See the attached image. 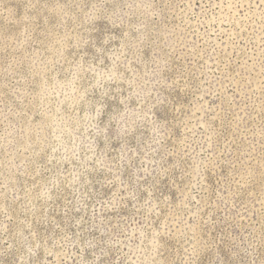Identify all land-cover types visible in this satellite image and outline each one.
Wrapping results in <instances>:
<instances>
[{
	"label": "rangeland",
	"instance_id": "obj_1",
	"mask_svg": "<svg viewBox=\"0 0 264 264\" xmlns=\"http://www.w3.org/2000/svg\"><path fill=\"white\" fill-rule=\"evenodd\" d=\"M0 264H264V0H0Z\"/></svg>",
	"mask_w": 264,
	"mask_h": 264
}]
</instances>
